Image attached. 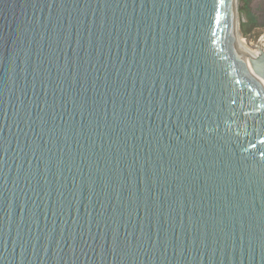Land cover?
Listing matches in <instances>:
<instances>
[{
	"label": "water",
	"instance_id": "water-1",
	"mask_svg": "<svg viewBox=\"0 0 264 264\" xmlns=\"http://www.w3.org/2000/svg\"><path fill=\"white\" fill-rule=\"evenodd\" d=\"M236 17L0 0V264H264V54Z\"/></svg>",
	"mask_w": 264,
	"mask_h": 264
},
{
	"label": "rangeland",
	"instance_id": "rangeland-1",
	"mask_svg": "<svg viewBox=\"0 0 264 264\" xmlns=\"http://www.w3.org/2000/svg\"><path fill=\"white\" fill-rule=\"evenodd\" d=\"M237 18L240 37L252 50L264 48V0H237Z\"/></svg>",
	"mask_w": 264,
	"mask_h": 264
},
{
	"label": "bare ground",
	"instance_id": "bare-ground-1",
	"mask_svg": "<svg viewBox=\"0 0 264 264\" xmlns=\"http://www.w3.org/2000/svg\"><path fill=\"white\" fill-rule=\"evenodd\" d=\"M236 8H237V0H236ZM236 22H237L238 38H239L241 44L251 53V55L253 56L254 59H258V58L262 59V57H263L262 55L264 54V48H259L257 51L256 50H252V47H250L246 43V41L240 37V32H239V29H238L239 28L238 27V18L237 17H236ZM263 71H264V67H263Z\"/></svg>",
	"mask_w": 264,
	"mask_h": 264
}]
</instances>
